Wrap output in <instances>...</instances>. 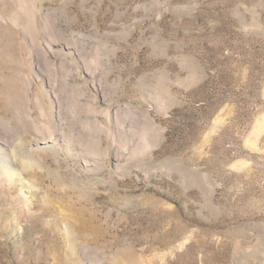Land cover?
I'll list each match as a JSON object with an SVG mask.
<instances>
[{
	"label": "rangeland",
	"instance_id": "374dc122",
	"mask_svg": "<svg viewBox=\"0 0 264 264\" xmlns=\"http://www.w3.org/2000/svg\"><path fill=\"white\" fill-rule=\"evenodd\" d=\"M0 264H264V0H0Z\"/></svg>",
	"mask_w": 264,
	"mask_h": 264
}]
</instances>
